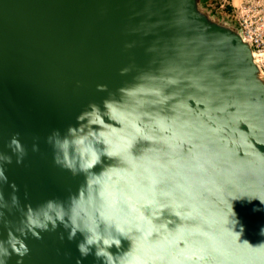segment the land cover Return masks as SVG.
Returning <instances> with one entry per match:
<instances>
[{
  "label": "water",
  "instance_id": "obj_1",
  "mask_svg": "<svg viewBox=\"0 0 264 264\" xmlns=\"http://www.w3.org/2000/svg\"><path fill=\"white\" fill-rule=\"evenodd\" d=\"M90 103L103 122L85 125L87 142L107 156L86 184L48 137ZM0 153L12 156L0 241L20 237L22 264H101L63 226L21 236L50 199L90 229L115 223L128 237L110 249L118 264H264V73L238 23L203 0H0Z\"/></svg>",
  "mask_w": 264,
  "mask_h": 264
},
{
  "label": "clouds",
  "instance_id": "obj_2",
  "mask_svg": "<svg viewBox=\"0 0 264 264\" xmlns=\"http://www.w3.org/2000/svg\"><path fill=\"white\" fill-rule=\"evenodd\" d=\"M98 91H107L106 85H98ZM111 93L109 94V96ZM109 107V99L103 101V108L106 110ZM103 112L101 106L95 103H90L87 108L81 112L77 117L78 126H69L64 135H61L59 130L53 131L48 137V143L54 148L53 162L63 169L70 171L72 175L78 176L84 174L86 176L87 184V172L86 169H93L97 164L101 163V156H107L105 152V145L102 141L97 140L96 144L91 146L88 145V133L85 129V125L95 126L98 123H102V118L99 114ZM96 119H93V116ZM98 132V130H95ZM77 133L80 135L78 136ZM19 133L15 134L9 142V148L12 150L13 155L16 156V163L23 164L24 157L27 155L25 148L22 146L18 139ZM104 147L101 148L100 146ZM32 150L34 152L39 151V146L33 144ZM12 163V156L0 153V182L7 183L8 177L5 174L4 166ZM93 175H96L93 173ZM98 176V175H97ZM78 198V196L76 197ZM3 199V194L0 193V200ZM71 203L72 198H69ZM264 204V201H260ZM18 203V197L13 196L12 204L15 206ZM7 206V202H5ZM259 209H254L257 211ZM7 224L8 221L4 220ZM63 226L67 231V239L73 241L76 238L77 233L83 235V240L77 244V250L82 258H86L90 254H93V248H95L94 255L97 260L101 261V264H118L116 257L123 255H114L110 249L115 246L117 249L120 248L121 238L128 237L116 235L117 227L115 223L111 225L104 218H97L96 228L90 229L85 227L82 222L73 220L67 213L65 206L62 202L54 199L46 201L40 205L37 209H29V212L25 218L24 227L20 229L21 236L26 233L36 239H42L41 232H55L58 227ZM110 231L112 233V241L104 237V232ZM260 234L264 236V228L261 229ZM61 240L64 239L63 233L59 237ZM13 240L15 242H13ZM118 242V243H117ZM4 242L0 241V264H7V257H10L12 253L21 257L17 261V264H22V258L29 253V249L26 244L20 239L19 236L13 235L7 244V247H3ZM103 250V251H102ZM106 253V254H105ZM77 264H81L78 260Z\"/></svg>",
  "mask_w": 264,
  "mask_h": 264
},
{
  "label": "built area",
  "instance_id": "obj_3",
  "mask_svg": "<svg viewBox=\"0 0 264 264\" xmlns=\"http://www.w3.org/2000/svg\"><path fill=\"white\" fill-rule=\"evenodd\" d=\"M226 15L234 19L257 51L264 49V5L242 3L226 10Z\"/></svg>",
  "mask_w": 264,
  "mask_h": 264
},
{
  "label": "rangeland",
  "instance_id": "obj_4",
  "mask_svg": "<svg viewBox=\"0 0 264 264\" xmlns=\"http://www.w3.org/2000/svg\"><path fill=\"white\" fill-rule=\"evenodd\" d=\"M203 3L205 7H207L212 12H215L217 15H220L222 17H228L230 16L226 15V10H229L232 6L240 5L242 3H260L264 5V0H203ZM232 19V18H231ZM255 49V48H254ZM255 52H263V55L257 56V61L259 63V66L264 73V49L261 51H257L255 49Z\"/></svg>",
  "mask_w": 264,
  "mask_h": 264
},
{
  "label": "bare ground",
  "instance_id": "obj_5",
  "mask_svg": "<svg viewBox=\"0 0 264 264\" xmlns=\"http://www.w3.org/2000/svg\"><path fill=\"white\" fill-rule=\"evenodd\" d=\"M256 55L257 56L263 55V52H257Z\"/></svg>",
  "mask_w": 264,
  "mask_h": 264
}]
</instances>
